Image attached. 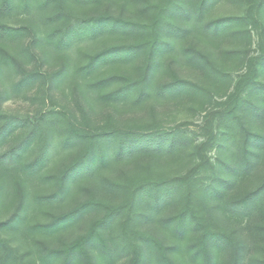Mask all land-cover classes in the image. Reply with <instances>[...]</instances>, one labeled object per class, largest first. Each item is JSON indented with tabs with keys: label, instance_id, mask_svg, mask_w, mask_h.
<instances>
[{
	"label": "trees",
	"instance_id": "16d2710c",
	"mask_svg": "<svg viewBox=\"0 0 264 264\" xmlns=\"http://www.w3.org/2000/svg\"><path fill=\"white\" fill-rule=\"evenodd\" d=\"M260 166L264 0H0V264H243Z\"/></svg>",
	"mask_w": 264,
	"mask_h": 264
},
{
	"label": "rangeland",
	"instance_id": "374dc122",
	"mask_svg": "<svg viewBox=\"0 0 264 264\" xmlns=\"http://www.w3.org/2000/svg\"><path fill=\"white\" fill-rule=\"evenodd\" d=\"M257 48H256V36L253 38V43L251 47V54L255 52L256 54ZM38 63H33L29 66V69H32L34 65ZM42 70H47L46 67H44ZM186 74V71H185ZM54 101L57 103V106L66 107L67 109L77 113L76 108V102L77 99H64L60 94L57 92H52ZM30 98L28 100H7L3 99L1 101V107L2 109L9 114L17 115L20 118H33L37 115V113L41 110L42 106L39 104L37 100H33V95H35V91L33 90L30 94ZM54 106V105H53ZM49 107V106H47ZM202 114L194 116V118H187L182 115H179L178 122L179 121H190V123H187V128L190 131H193L197 134L196 140L197 142H201L204 139V136L201 131V126L203 125L204 121L202 119ZM186 118L188 120H186ZM125 117L121 118V120H124ZM172 125V124H171ZM211 156H214L213 152L210 154ZM264 169L263 167H259V172H261ZM249 185V184H248ZM243 187L240 188L239 191H241ZM91 216H85L82 218V220L78 223L75 228H73L72 231L68 232L67 234L63 235L62 237L64 240H71L75 236L81 234L84 231V228L86 225L90 222ZM259 221L257 219V215H254V217L251 216L248 220L242 222L241 224H235V225H225L227 229L230 231H233L235 236L243 242V250L241 254V259L243 264H264V238L260 234L257 233V231L253 228V225H255ZM143 228H149L150 230H153L154 228H151L150 226H144ZM191 241V240H190ZM218 264H227V262L231 258V251L229 249H226L224 252H222L219 255ZM128 258L123 257L120 261H118L116 264H128L127 261ZM96 264L99 263L98 258L95 256Z\"/></svg>",
	"mask_w": 264,
	"mask_h": 264
}]
</instances>
